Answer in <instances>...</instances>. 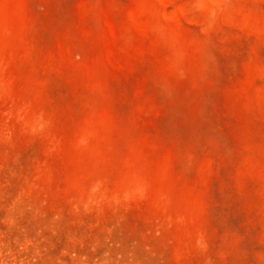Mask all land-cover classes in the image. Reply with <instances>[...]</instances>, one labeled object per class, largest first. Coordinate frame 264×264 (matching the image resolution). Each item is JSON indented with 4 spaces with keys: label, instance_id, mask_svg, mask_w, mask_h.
Returning <instances> with one entry per match:
<instances>
[{
    "label": "rangeland",
    "instance_id": "374dc122",
    "mask_svg": "<svg viewBox=\"0 0 264 264\" xmlns=\"http://www.w3.org/2000/svg\"><path fill=\"white\" fill-rule=\"evenodd\" d=\"M0 264H264V0H0Z\"/></svg>",
    "mask_w": 264,
    "mask_h": 264
}]
</instances>
